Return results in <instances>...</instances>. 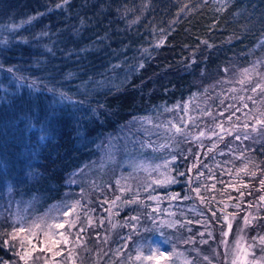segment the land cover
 I'll use <instances>...</instances> for the list:
<instances>
[{"label":"trees","instance_id":"trees-1","mask_svg":"<svg viewBox=\"0 0 264 264\" xmlns=\"http://www.w3.org/2000/svg\"><path fill=\"white\" fill-rule=\"evenodd\" d=\"M1 19L14 29L0 37V72L23 87L0 88V118L26 99L27 110L5 115L0 135V263H21L8 235L19 215L59 201L73 173L124 150L174 152L169 189L200 209L216 239L227 219L233 232L249 214L247 228L264 234V114L249 116L264 104V91H252L264 86V0H15ZM249 67L245 90L229 93ZM34 91L62 103L40 141L27 129ZM210 175L217 181L206 188ZM142 190L127 198L134 208ZM101 198L89 191L95 212Z\"/></svg>","mask_w":264,"mask_h":264},{"label":"rangeland","instance_id":"rangeland-1","mask_svg":"<svg viewBox=\"0 0 264 264\" xmlns=\"http://www.w3.org/2000/svg\"><path fill=\"white\" fill-rule=\"evenodd\" d=\"M14 3L15 0H0V18L7 10L11 9ZM7 22L0 20V37L8 30L14 29V25ZM245 69L248 71L245 72ZM245 69L233 75L231 84L234 85L227 90L229 93L240 95L245 90L243 85L252 73L250 67ZM3 78L6 77H4V73L0 72V88L2 90L11 86V91L15 93L16 90L18 92L19 88L23 87L15 78L12 80L10 77H7L9 80H3ZM10 83L11 85H8ZM225 88H228L227 85ZM30 96L28 103L31 107V114L28 120L31 124L29 127L27 126V129L33 130L34 138L37 137L40 141L45 137V126L53 122L57 113L54 110L61 108L62 103L52 96L41 95L35 91L30 93ZM25 101L27 103V99ZM26 103L19 102L15 106L5 105L2 108L4 110L1 111L0 118L1 138L7 134L6 124L11 121L6 119L5 115L17 110L18 112L27 110L24 107ZM249 110V116L253 113L254 117L257 113L264 114V104H254ZM245 114L247 115V113ZM12 116L13 114H11ZM17 116L19 117V115ZM253 126L251 124L249 128L253 130ZM255 128L257 127L255 126ZM199 136L204 137V133L195 135V138L192 136V140L201 144V140H196ZM0 143H2L1 140ZM111 144L114 145L112 142ZM16 153V159L25 155L24 149ZM171 153L174 155V152ZM109 154L114 157H109ZM172 154H165L162 151L146 152L143 149L131 153L125 150L119 154L108 152L106 160L103 159L104 163L98 170L96 166H91L76 171L69 179L74 183H68L69 188L59 201L52 202L40 211H33L32 214L23 212L16 218L15 224L13 223L10 229V233H13L20 227V223L27 226L40 218H43L47 223L64 222V229L54 230L57 233L55 239L59 240L58 233L63 232L68 243H61L58 248L53 247L52 251H47L50 241L44 237L42 232L39 236L20 233L14 239L17 243V254H23L25 250L30 252L31 256L27 259V264H141V262L129 260V257L135 256L137 244L143 245V250L147 253L149 244L157 245L163 238H167L169 243L160 246L166 249V255L174 248L175 255L169 256L167 260L161 259L160 264H233L234 260H237V264H264V245L259 242V238L264 234L255 235L256 232H250L244 224L245 218L233 232V223L227 219L222 233L227 232L228 235L224 236L221 233L220 237L216 239L213 236L210 223L203 216L204 214L200 213V209L193 205L194 203L189 204L184 195L179 197V193H174L169 189L168 185L172 182L168 181L174 179L171 169L175 163V156ZM106 162L109 163L105 164ZM105 170L110 173L102 175L106 174ZM109 179H111L114 188L108 186ZM207 179L210 182L204 184L206 188H209L210 183L212 185L217 181L213 175L208 176ZM103 186L109 188L106 190L111 191L108 196L101 192ZM156 186H161L162 190H155ZM137 188H143V190L139 193L141 194L138 196L139 199L137 195H134L137 198L133 199L138 200V208H134V204L129 203L132 200L127 198L131 196V191H138ZM89 191L102 194L101 203L97 202L101 206V210L98 212H95L94 207L89 203ZM161 191L163 193H160ZM225 198L231 200L233 196L227 193ZM228 202V200L225 201L226 206L231 205ZM231 202L235 203L234 200ZM199 204L202 203L199 202ZM65 211H69V216L63 215ZM21 216L24 217L23 221L20 220ZM131 217H138V220H133ZM247 217L252 220L253 214H249ZM68 221H74L71 227H69ZM169 224L172 226L169 227ZM229 224H231L230 229ZM161 233H163V237H161ZM238 240L240 245L247 249V256L240 248H237ZM22 241L23 246L21 245ZM202 241H207V243ZM222 241L226 242V246ZM57 250L60 255H56ZM17 256L20 259V256ZM20 261L21 263L17 264H25V261ZM0 264L12 263L3 261ZM144 264H149V262H144ZM151 264H156V262L152 261Z\"/></svg>","mask_w":264,"mask_h":264},{"label":"snow or ice","instance_id":"snow-or-ice-1","mask_svg":"<svg viewBox=\"0 0 264 264\" xmlns=\"http://www.w3.org/2000/svg\"><path fill=\"white\" fill-rule=\"evenodd\" d=\"M63 2L66 4L68 2V0H63ZM61 5H57V7H60ZM143 65H141L142 67ZM8 72H12L13 69L12 68H9L7 69ZM245 72H247L248 70L245 69L244 70ZM17 79H22V77H17ZM243 82V81H242ZM36 81H33L32 84L29 85V87H33L35 85ZM257 89H260L261 91H264V86L258 84L256 85V87H254L252 89L253 92H256ZM49 91H52V89H49ZM61 98L62 99H68V100H71V97H68L66 94H63L61 93ZM249 99H251V97H249ZM247 105H245L246 107ZM239 110V109H237ZM229 120H231V117H229ZM257 124H259L261 127H264V120L262 119H257ZM245 128L248 127L247 124L244 125ZM256 128H255V125L253 126V131H255ZM181 131L179 128H177V132ZM231 134V133H229ZM201 135H203V133H201ZM239 139V137H237ZM245 139L249 138L247 135H245L244 137ZM245 169H241L240 171H245ZM255 172H252L251 175L255 176ZM182 175V173H181ZM168 182H175V180H171V181H168ZM69 183H74V181H69ZM157 183H159L157 181ZM260 184L262 187H264V180H261L260 181ZM9 192H11V188L8 189ZM194 191L199 194L200 192V189L199 188H196L194 189ZM243 195V193H241V196ZM175 198V197H174ZM260 201L261 202H264V195L260 196L259 197ZM135 201H129V203H134ZM78 203V202H77ZM249 207H251V205H249ZM63 215L65 217L69 216V211H65L63 213ZM215 215V213L213 214ZM24 217L21 216L20 217V220L23 221ZM55 219V218H54ZM131 219L133 220H138V217H131ZM225 219H227V217H225ZM74 221H68V225L69 227H71L73 225ZM251 223V220L248 218V217H245V220H244V224L245 226L249 225ZM169 227H171L172 225L169 224L168 225ZM229 226V229L231 228V224L228 225ZM65 228V223L64 222H55V223H47L43 218H40V220L38 221H33L32 223L28 224L27 226H25L23 223H20V227L15 230L13 233H10L8 234L10 236L11 239H16L17 236L20 234V233H25L26 235H29V236H39V234L42 232L44 237L47 238L48 241H50L48 247H47V251H52V248L53 247H57L63 243V244H67L68 243V240L67 238L65 237L64 233L63 232H59L58 235L60 236V239L59 240H56L55 239V235H57V233L54 231L56 229H64ZM45 229H47L45 231ZM161 237H163V233L160 234ZM201 235H203V233H201ZM209 235H211L209 233ZM222 235L224 236H227L228 233L227 232H224L222 233ZM255 239V238H254ZM42 243L44 241H41ZM203 243H207V241H202ZM259 242L261 245H264V236H261L259 238ZM5 243H8V241H5ZM30 243V241H29ZM169 243V240L167 238H163L161 241H160V244H157V245H151L149 244L148 245V251L147 253L144 252L143 250V245H140L139 243L137 244V247H136V254L134 257H129V260H135V261H138V262H141V264H144V262H149V264H151L152 261H155L156 264H160V261L161 259H164V260H167L169 256H174L175 255V249L173 248L172 252L168 253V255L165 254L166 252V249H163L160 245H166ZM222 243H225V246H226V242L225 241H222ZM237 244V248H240V250L244 253L245 256L248 255V251L247 249L243 248L241 245H240V242L239 240L236 242ZM21 245L23 246V241L21 242ZM127 246V245H125ZM251 247V246H249ZM20 256V260L22 261H25V264H27V259L31 256V253L28 252L27 250H25L23 252V254H18ZM56 255H60V252L57 250L56 252ZM205 259H208L207 257H205ZM239 259V258H237ZM233 264H237V260H234L233 261Z\"/></svg>","mask_w":264,"mask_h":264}]
</instances>
